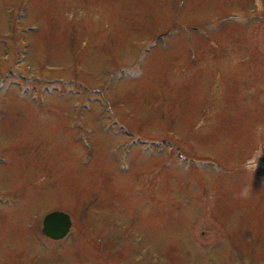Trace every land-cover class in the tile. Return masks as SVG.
<instances>
[{"label":"rangeland","instance_id":"1","mask_svg":"<svg viewBox=\"0 0 264 264\" xmlns=\"http://www.w3.org/2000/svg\"><path fill=\"white\" fill-rule=\"evenodd\" d=\"M257 263L264 0H0V264Z\"/></svg>","mask_w":264,"mask_h":264},{"label":"water","instance_id":"2","mask_svg":"<svg viewBox=\"0 0 264 264\" xmlns=\"http://www.w3.org/2000/svg\"><path fill=\"white\" fill-rule=\"evenodd\" d=\"M71 225L72 221L68 215L54 211L43 219L41 233L48 239L62 240L67 236Z\"/></svg>","mask_w":264,"mask_h":264}]
</instances>
